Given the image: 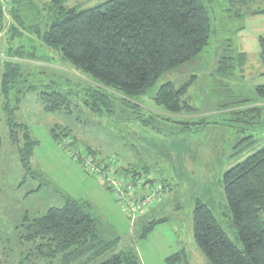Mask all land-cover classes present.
<instances>
[{"label": "rangeland", "instance_id": "obj_1", "mask_svg": "<svg viewBox=\"0 0 264 264\" xmlns=\"http://www.w3.org/2000/svg\"><path fill=\"white\" fill-rule=\"evenodd\" d=\"M104 1L70 0L68 5L88 8ZM203 1L212 19V38L201 54L162 75L143 96L106 92L110 112H97L85 100L86 89L100 87L94 79L26 33L25 47L38 57L23 66L11 104H0V264H102L122 251L135 253L141 264H171L168 258L175 254H180L176 264H213L195 238L198 200L208 204L228 237L243 249L223 178L264 146V92L259 89L264 85V0ZM25 2L19 11L25 26L45 27L49 0ZM5 21L12 22L11 16ZM226 57L229 68L223 69ZM167 81L190 82L188 96L197 103L192 112L175 114L155 103ZM52 86L67 93L71 112L45 109L40 93ZM252 107L260 108V115ZM9 117L20 127L11 128ZM13 129L19 141L12 137ZM55 131H62L60 140ZM28 135L32 148L25 163L21 147ZM78 152L97 166L108 162L111 169L102 176L91 172ZM117 166L139 173L136 179L145 182L141 193L165 185L145 213L133 217L113 193L108 178L133 182L118 174ZM68 199L96 220L100 236L68 259L58 253L41 256L39 248L48 246L38 245L46 240L27 241L23 224ZM156 220L162 221L153 224Z\"/></svg>", "mask_w": 264, "mask_h": 264}, {"label": "trees", "instance_id": "obj_2", "mask_svg": "<svg viewBox=\"0 0 264 264\" xmlns=\"http://www.w3.org/2000/svg\"><path fill=\"white\" fill-rule=\"evenodd\" d=\"M23 2L0 0V38L3 37L0 53L6 57L0 58V98L6 105L11 104L10 93L20 81L23 66L39 54L26 49V33L60 52L65 60L99 84L98 89L93 87L85 92L88 94L85 100L97 112L112 109L111 95L106 92L112 90L129 98L145 95L162 75L196 59L212 38V19L203 0H106L88 8L70 6V0H49L45 27L37 23L31 28L25 26L19 14ZM8 15L12 22L6 23ZM228 61V57L223 60V69L229 68ZM190 87V82L179 85L167 81L159 87L154 101L175 114L183 110L192 112L193 104L197 103L188 96ZM259 89L264 92V85ZM40 98L47 111L63 108L72 111L67 93L53 86L42 91ZM249 110L260 115L258 107ZM8 124L11 128L20 127L13 117H9ZM16 130H11V135L19 141ZM61 132L55 131L53 136L60 140ZM27 138L21 147L25 163L32 148L31 137ZM116 172L131 179L139 175L124 166H117ZM223 183L232 223L243 249L228 237L208 204L201 200L194 208L198 245L213 264H264V146L226 171ZM141 190L133 194L135 200L145 194ZM23 226L27 241L46 240L38 245L48 246L39 248V254L45 257L58 253L68 259L88 243L94 245L100 236L96 220L72 199L62 207L49 208L45 215ZM146 234L147 231L143 236ZM179 260L180 254L168 258L171 264ZM102 264L141 262L135 253L122 251Z\"/></svg>", "mask_w": 264, "mask_h": 264}, {"label": "built area", "instance_id": "obj_3", "mask_svg": "<svg viewBox=\"0 0 264 264\" xmlns=\"http://www.w3.org/2000/svg\"><path fill=\"white\" fill-rule=\"evenodd\" d=\"M2 56L4 55L0 53V58L4 59L5 57ZM78 154L80 153L78 152ZM80 156L83 157L86 167H88L93 173H98L102 176L103 172H108L107 169L110 168V164L108 162L97 166L94 164V160L92 159V157L87 155L82 156L81 154ZM107 180L111 182V188L116 198L125 204L127 210L133 217L145 213L163 194L162 187H159L155 188L153 191L147 194L142 195L141 199L133 201L135 200L133 194L137 192L138 187L141 188L142 186H145V182L142 181V179H132L133 182H129L130 180L125 181L120 178V176L118 178V176L116 175L108 178ZM135 185L137 186V188L135 187Z\"/></svg>", "mask_w": 264, "mask_h": 264}, {"label": "crops", "instance_id": "obj_4", "mask_svg": "<svg viewBox=\"0 0 264 264\" xmlns=\"http://www.w3.org/2000/svg\"><path fill=\"white\" fill-rule=\"evenodd\" d=\"M4 102L2 100H0V104H3Z\"/></svg>", "mask_w": 264, "mask_h": 264}]
</instances>
